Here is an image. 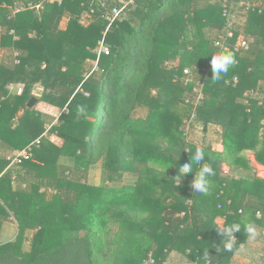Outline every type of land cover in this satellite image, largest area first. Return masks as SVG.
I'll list each match as a JSON object with an SVG mask.
<instances>
[{"label": "trees", "instance_id": "trees-1", "mask_svg": "<svg viewBox=\"0 0 264 264\" xmlns=\"http://www.w3.org/2000/svg\"><path fill=\"white\" fill-rule=\"evenodd\" d=\"M243 1L125 0L111 24L120 0H0V264H98L95 233L109 238L99 251L112 264H167L172 254L232 264L248 241L243 226L264 230V178L223 170H251L250 153L264 166V0H249L229 41L235 66L211 78L224 12ZM102 42L109 55H99ZM198 125L204 136L220 129L222 152L191 141ZM38 139L11 165L9 153ZM197 148L214 172L206 193L191 188L195 170L175 178ZM217 218L241 225L232 251ZM11 222L16 237L4 242Z\"/></svg>", "mask_w": 264, "mask_h": 264}, {"label": "crops", "instance_id": "crops-1", "mask_svg": "<svg viewBox=\"0 0 264 264\" xmlns=\"http://www.w3.org/2000/svg\"><path fill=\"white\" fill-rule=\"evenodd\" d=\"M247 22V19H246ZM22 87V85H19ZM15 93V92H12ZM196 142L197 140L194 139ZM207 142L208 144L211 143L213 146L214 150L218 152L223 151V146H222V139H221V134H220V129L216 127H212L210 129V132L208 135L204 136L202 133V139L199 140L200 143L202 142ZM20 151H16L13 153H9L7 156H15L18 154ZM250 159H251V170H243V169H236V170H231L230 168V175L235 177V178H245V179H252L255 176H259L258 174V168L262 170V175L264 176V166L260 165L257 163L255 156L253 153H250ZM64 162L67 161L70 163L67 159L63 160ZM227 166V165H224ZM228 167V166H227ZM89 181L98 186L101 184V181L98 183L96 181H92L89 178ZM135 181V176L134 175H127L124 178V183L123 184H132ZM260 217V215H258ZM217 224L224 222V219L222 218H217L216 220ZM255 229V237L254 238H249L246 245H243L238 254L234 257L233 263L232 264H264V230L254 227ZM17 234V226L15 223H7L3 227L2 231V240L4 242H8L13 240L16 237ZM167 264H197L193 263L189 260H186L184 257L178 255V254H172L169 262Z\"/></svg>", "mask_w": 264, "mask_h": 264}, {"label": "clouds", "instance_id": "clouds-1", "mask_svg": "<svg viewBox=\"0 0 264 264\" xmlns=\"http://www.w3.org/2000/svg\"><path fill=\"white\" fill-rule=\"evenodd\" d=\"M211 69L213 75L211 76L213 81H218L221 77L229 72V70L237 63L236 57L233 52L228 50H222L211 54ZM197 166V167H194ZM195 170V176L191 180V188L193 192L206 193L208 191V177L214 175L211 166L205 162V153L197 148L196 151L190 156V159L180 164L178 173L175 176L176 180L180 184L182 178ZM217 234L222 238L221 245L227 251H232L233 246L236 244V238L234 233L241 231V225L239 223L232 224L231 226H225L222 223L217 224L215 229ZM244 232L251 239L254 238L256 233L253 225L247 223L243 226ZM206 258V257H205Z\"/></svg>", "mask_w": 264, "mask_h": 264}, {"label": "built area", "instance_id": "built-area-1", "mask_svg": "<svg viewBox=\"0 0 264 264\" xmlns=\"http://www.w3.org/2000/svg\"><path fill=\"white\" fill-rule=\"evenodd\" d=\"M121 2V6L120 7H116L112 10V15L109 18L110 23L112 24L113 22H115L116 20H123L125 17V11L127 10L129 3L125 2V0H120ZM130 3H133V1H131ZM254 7V5L248 0H244L243 2H240L239 4L235 5L234 8L232 10H225L224 12V16H227L229 18V22H228V33L226 34V36H220L219 39L215 42V45L217 47H219L221 50H229L230 45H229V41L232 40L234 38V30L235 28H237L239 25L246 23V12L249 10V8ZM23 8L21 7H17L16 9L13 10V12L16 14L17 12H20ZM263 10H260V13ZM255 41L254 38H250V39H246L243 40L237 47L234 48V50L237 52L239 50H248L250 43H253ZM99 55L101 54H105V55H109L110 54V50L107 46H105L104 42H102L100 44V48L98 51ZM186 74L189 73L188 70L185 71ZM238 83V79L234 78L232 84L236 85ZM227 84H231L230 81L227 82ZM9 89L11 92H15L17 95H22L23 91H24V87L22 86H14V85H10ZM196 93L199 94V88H196L195 90ZM251 96L252 95H256L257 92L256 91H252L249 93ZM249 94H247L246 96L248 97ZM198 98L201 99L202 98V94L198 95ZM40 139H38L35 143H33L29 148L18 152V154H16L15 156H11L9 157V160L11 161V165H18L21 164L23 160L28 159L31 156V150H32V146L36 145L39 146L40 145ZM224 173L225 174H230V168L227 166L223 167ZM258 174L259 177L264 178V176L262 175V170L258 168ZM242 213V211H240ZM151 263H154V261H151Z\"/></svg>", "mask_w": 264, "mask_h": 264}, {"label": "rangeland", "instance_id": "rangeland-1", "mask_svg": "<svg viewBox=\"0 0 264 264\" xmlns=\"http://www.w3.org/2000/svg\"><path fill=\"white\" fill-rule=\"evenodd\" d=\"M34 93H35L36 96H40L41 93H42L41 87H38V86L35 87ZM143 114H145V112H143V111L139 112V115H143ZM191 137H192L191 141L196 142L194 140V139H196L197 140V144H199V140L202 139V129H201V127H199V125L195 127V130L192 133ZM65 162L68 163L67 161H65ZM89 178L92 181H96L98 183L101 181V165L94 166L90 170ZM116 232H117V230L114 228V231L112 232V235L116 234ZM111 237H113V236H111ZM104 238L105 237L101 236V234L98 235L97 233H95V235H94V239L96 241V259L98 261V264H112L113 260L111 259V260H109L110 261L109 262L108 259H103L102 258V254L99 251V246L101 244V241L104 240L103 242L105 243L106 240H109V238H105V239ZM110 240L112 241L113 239H110Z\"/></svg>", "mask_w": 264, "mask_h": 264}, {"label": "water", "instance_id": "water-1", "mask_svg": "<svg viewBox=\"0 0 264 264\" xmlns=\"http://www.w3.org/2000/svg\"><path fill=\"white\" fill-rule=\"evenodd\" d=\"M37 104V99L36 98H33L30 100V102L28 103L27 107L28 109H33Z\"/></svg>", "mask_w": 264, "mask_h": 264}]
</instances>
